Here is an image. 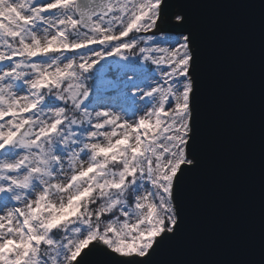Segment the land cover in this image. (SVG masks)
<instances>
[{
    "label": "snow or ice",
    "instance_id": "6c2138e0",
    "mask_svg": "<svg viewBox=\"0 0 264 264\" xmlns=\"http://www.w3.org/2000/svg\"><path fill=\"white\" fill-rule=\"evenodd\" d=\"M189 24L171 0H0V264H167L202 164Z\"/></svg>",
    "mask_w": 264,
    "mask_h": 264
},
{
    "label": "water",
    "instance_id": "95a60500",
    "mask_svg": "<svg viewBox=\"0 0 264 264\" xmlns=\"http://www.w3.org/2000/svg\"><path fill=\"white\" fill-rule=\"evenodd\" d=\"M171 2L196 36L202 164L185 192V232L163 259L264 264V0Z\"/></svg>",
    "mask_w": 264,
    "mask_h": 264
},
{
    "label": "rangeland",
    "instance_id": "374dc122",
    "mask_svg": "<svg viewBox=\"0 0 264 264\" xmlns=\"http://www.w3.org/2000/svg\"><path fill=\"white\" fill-rule=\"evenodd\" d=\"M163 35H164V34L161 33L160 36H159L158 38H163ZM69 54H71V53H69ZM37 59H40V58L38 57ZM110 59H111V58H110ZM103 63H104V62H101V65H97V67H96V69H95L94 71H98V70H100V69H101V66H102ZM92 82H93V85H94V81H92ZM133 91L135 92L136 90H133ZM95 97H96V89H95V87L93 86V87H92V90H91V95H90V98H89L90 101L94 100ZM85 103H89V101H86ZM105 103H107V104H112V105H114V106L117 104V102H114V101H111V100H106ZM121 103H122V102H121ZM142 103H143V100H141V99H138V100H137V104H142ZM89 110L91 111V106H90ZM115 110L119 111L120 108H119V107H116ZM126 115L128 116L129 121L131 122V121L134 120V119H138L139 113H137V115H136L135 117L131 116L130 113H126Z\"/></svg>",
    "mask_w": 264,
    "mask_h": 264
},
{
    "label": "bare ground",
    "instance_id": "6f19581e",
    "mask_svg": "<svg viewBox=\"0 0 264 264\" xmlns=\"http://www.w3.org/2000/svg\"><path fill=\"white\" fill-rule=\"evenodd\" d=\"M89 84H90V85H93V82H92V80H90V81H89Z\"/></svg>",
    "mask_w": 264,
    "mask_h": 264
}]
</instances>
